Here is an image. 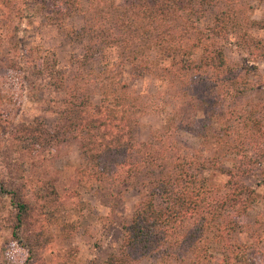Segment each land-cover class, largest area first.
<instances>
[{
	"label": "rangeland",
	"instance_id": "obj_1",
	"mask_svg": "<svg viewBox=\"0 0 264 264\" xmlns=\"http://www.w3.org/2000/svg\"><path fill=\"white\" fill-rule=\"evenodd\" d=\"M55 1L0 0V179L7 186L24 189L30 203L18 242L13 237L10 197L0 193V264H25L24 244L33 248L28 264H88L92 258L102 262L120 247L124 225L145 197L141 184L127 188L120 182L82 180L86 155L72 118L64 120L57 112L63 99L74 93L89 96L93 105L87 113H96L105 84L111 78L125 81L142 107L136 129L139 141L154 139L160 157L203 158L207 140L234 123L236 109H249L263 96L244 88L246 93L236 98L228 82L214 81L213 71L186 73L170 63L144 76L133 75L129 55L149 25L142 9H130V0H118L121 5L116 9L83 0L72 16H64L55 11L59 9ZM247 2L250 5L242 9L245 15L264 19V0ZM207 13L211 14L210 9ZM93 24L101 26L99 35L89 30ZM74 28L82 30L77 33ZM254 33L264 37L263 30ZM226 52L231 63L244 62L246 54L235 47L227 46ZM200 55L197 50L195 60ZM252 59L264 77V61ZM42 60L65 77V87L25 68ZM203 80L211 84L205 86ZM35 119L47 121L54 133L49 142L13 138L19 122ZM256 153L250 155L254 158ZM212 181L223 185L224 177L216 175ZM251 183L256 200L246 213L228 217L227 245L204 243L215 254L209 264H227L224 252L231 255L233 264H264V186ZM218 207L215 201L214 208ZM197 218L190 216L161 248L135 264H192L190 246L177 236L195 229Z\"/></svg>",
	"mask_w": 264,
	"mask_h": 264
},
{
	"label": "trees",
	"instance_id": "obj_2",
	"mask_svg": "<svg viewBox=\"0 0 264 264\" xmlns=\"http://www.w3.org/2000/svg\"><path fill=\"white\" fill-rule=\"evenodd\" d=\"M82 1L56 0L54 5L59 9L55 11L72 16L73 9L82 6ZM247 1L129 2L130 9H142L149 20V25L138 37L140 43L133 45V53L129 55L133 75L144 76L164 67V63H170L186 73L213 71L217 77L214 81L228 82V88L236 98L246 93L244 88L255 89L263 95L249 109L237 108L236 115L233 109L234 123L226 124L220 131H215L213 139L207 140L203 158L169 154L163 156L165 161L162 163L163 157H160L154 139L139 141L136 129L142 107L131 97L129 84L125 81L113 82L111 78L105 84L96 113H87L93 105L89 96L81 98L74 93L62 100L63 106L57 112L64 120L72 118L71 125L81 137V148L86 155V163L81 169L82 180L120 182L127 188L141 184L145 188V197L135 205L130 222L124 225L118 250L109 253L102 262L92 258L88 264H135L161 248L190 216L199 217L196 228L178 234L177 238H183L190 246L192 264H209L215 254L210 253L204 243L226 246L231 222L228 217L233 213L241 216L255 202L251 181L254 180V185L264 186V77L259 75L258 64L252 58L264 61V37L254 33L264 31V19L245 15L242 9L250 5ZM88 2L95 7L98 4L106 7L107 4L109 9L121 5L118 0ZM135 14L138 16L139 13ZM89 30L99 35L101 26L93 24ZM117 40L120 42L119 38ZM227 46L245 53L244 62L231 63ZM197 50L201 52L199 60H195ZM48 65L42 60L37 66L25 68L29 71L32 68L38 77L47 76L54 85L65 87V77L56 69H49ZM203 82L205 86L211 84L207 80ZM31 86H37L35 81ZM17 126L13 138L22 142L37 139L45 143L54 136L45 119L21 121ZM254 150L258 153L253 158L250 153ZM216 175L224 177L223 185L212 181ZM215 192L216 195H210ZM0 193L10 197L14 208L13 237L20 242L30 212L26 192L19 186H7L0 179ZM215 201L219 202L218 209L214 208ZM236 225L239 226V222ZM22 247L28 252L25 260L28 264L33 248L28 244ZM224 253L227 264H233L231 255Z\"/></svg>",
	"mask_w": 264,
	"mask_h": 264
}]
</instances>
